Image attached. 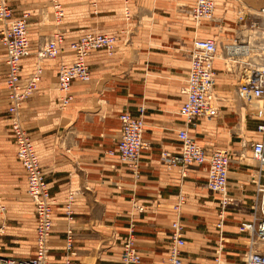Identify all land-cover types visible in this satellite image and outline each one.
I'll list each match as a JSON object with an SVG mask.
<instances>
[{"label":"crops","instance_id":"crops-1","mask_svg":"<svg viewBox=\"0 0 264 264\" xmlns=\"http://www.w3.org/2000/svg\"><path fill=\"white\" fill-rule=\"evenodd\" d=\"M85 1L81 5L76 0H61L64 10L61 24L65 34L62 54L40 61L43 76L38 89L23 101L19 114L38 153L50 195L55 200L49 240L51 264H62L67 258L84 264H119L131 222L135 226V243L141 256L138 264H166L171 222L175 218L173 205L180 191L185 196L180 214L185 238L184 264H216L219 250L221 264H242L241 255L247 243L237 227L250 218L246 208L254 195L251 176L257 170L246 141L256 140L259 135L255 129L257 120L248 116L255 110L253 102L238 98V83L233 74L222 68L226 60L223 56L214 62L218 115L210 119L197 117L188 124L189 133L207 154L221 148L227 150L230 158L228 194L233 202L226 208L222 234L216 227L219 196L213 199L205 186L206 166L190 164L183 177L178 167L168 168L160 157L161 150L173 153L180 150L176 133L185 126L184 118L178 113L183 99L180 90L185 84L193 40L195 37L216 38V34L210 31L205 35L206 32L199 31L190 15L178 11L173 0H154V11L145 10L147 18L150 16V22H153L152 31L148 19L140 20L139 40L146 43V47L139 50L136 60L127 69L125 67L127 72L123 77L117 75L114 81L104 83L105 89L100 94L104 101L102 105H96L92 90V87L94 90L100 87L95 86L97 81L86 84L75 80L71 87L73 99L61 110L57 68L61 62L70 64L74 59L67 43L87 31L113 34L87 28L101 18L116 17V13H105L117 12L118 7L124 14V0H98L97 13H93L89 0ZM131 1L128 0L130 10L133 8ZM214 1L216 11L217 2ZM244 1L252 2L237 0L235 7L241 3L249 6ZM260 1L262 5L263 1ZM9 3L13 17L25 12L29 14L30 56L20 61V75L24 79L34 70L38 59L36 50L52 35L53 10L49 3L52 21H45V18L41 20V14L48 10L43 6L46 2L9 0ZM228 3L232 5L233 1L228 0ZM223 10L224 13L226 9ZM228 15L222 17L225 18L221 23L223 28L234 23L233 17ZM199 32L203 34L199 35ZM107 58L104 50L90 53L87 62L91 76L113 68L108 65ZM227 61L231 63L232 59ZM6 69L4 59L0 60V197L6 207V218L0 220V225H6L0 253L22 259L34 253L30 254L35 249V213L26 191V177L16 156L14 137L8 132ZM140 107H144V138L149 147L143 151L140 173L134 177L117 156L107 152L115 148L120 136L118 114L128 111L139 116ZM71 190L75 195L72 219L69 220L65 215V204ZM134 202L143 210L134 209ZM69 226L73 233V255L65 250Z\"/></svg>","mask_w":264,"mask_h":264},{"label":"built area","instance_id":"built-area-1","mask_svg":"<svg viewBox=\"0 0 264 264\" xmlns=\"http://www.w3.org/2000/svg\"><path fill=\"white\" fill-rule=\"evenodd\" d=\"M54 12L55 26H58L64 16L61 0H49ZM260 7L253 9L245 5L238 10L239 27L250 31L240 39L235 38L233 46L236 51L232 54L235 62L241 63L240 79L237 85V96L243 101H252L255 107L249 117L257 120L256 132L259 138L248 139L246 142L251 150L252 158L257 163V170L251 176L254 183V195L248 206L249 219L242 221L237 231L246 238V249L241 255L242 264H264V0ZM93 13L98 11V0H89ZM248 8V9H247ZM126 19L130 18L128 0H124ZM214 0H193L189 15L197 25L201 20L214 18ZM27 12L13 17L9 0H0V41L5 50L6 64L5 88L8 99L7 115L10 120V130L14 137L16 156L20 162L27 185V194L32 201L35 213V249L28 258L17 259L0 253V264H51L49 255V240L53 227V204L55 200L50 195L43 167L38 153L27 128L23 125L19 114L20 107L27 98L38 89V83L43 76V59L58 57L65 43V34L61 29H55L52 35L43 43L37 52L38 61L33 72L26 78H21L20 61L30 54L28 37ZM116 37L112 34L87 31L77 39L67 43L66 47L74 53L70 64L61 62L57 68V87L61 92L60 105L67 106L73 99L71 92L75 80L87 82L91 78L87 58L94 50H104L107 54L114 51ZM214 37H195L189 50V67L185 84L181 87L182 103L178 113L184 118V128L177 130L180 150L173 153L161 150L160 157L168 168L178 167L184 177L185 169L190 164L206 166L205 186L212 195H218V221L216 227L222 234L225 223V211L233 198L228 194V174L230 158L226 149L216 148L207 154L188 131V124L197 117L213 118L219 113L218 94L216 91L215 57L218 44ZM228 56V49L226 48ZM251 55L255 57L251 59ZM229 57V56H228ZM241 59V60H240ZM140 115L133 116L128 111L118 114L120 136L115 142V148L108 150L111 156H117L120 163L129 169L134 177L140 173V162L143 151L149 147L144 138L145 123L143 121L144 107L139 108ZM75 192H68L65 204V215L72 219L73 198ZM185 196L180 191L173 205L175 218L171 222L170 246L166 256V264H184L182 249L185 245L183 225L180 221L181 207ZM159 205V203H157ZM134 208L142 211L143 207L133 204ZM5 204L0 197V213L4 212ZM0 226V250L1 232ZM73 233L69 226L66 230L65 250L73 255ZM221 250L215 257L216 264H221ZM141 256L135 243V226L128 225L126 238L120 252L119 264H138ZM62 264H84L79 260L67 258Z\"/></svg>","mask_w":264,"mask_h":264},{"label":"rangeland","instance_id":"rangeland-1","mask_svg":"<svg viewBox=\"0 0 264 264\" xmlns=\"http://www.w3.org/2000/svg\"><path fill=\"white\" fill-rule=\"evenodd\" d=\"M42 1L46 2L43 6H47L48 10H47V12H45V13L43 12L41 14V20H43L45 18V21H52L51 14L48 13V11H51V8L49 5L50 1L49 0H42ZM153 1L154 0H132L131 3L133 4V8L131 10L129 9V12H130V18L129 19H126V17H125V10H124V14H123L122 9L121 8L119 9V7H118L117 12L116 11L115 12L110 11L108 13H105V15H111V14L116 13V15H117L116 17L101 18L97 23L94 24V26L87 28V29L98 30V31H109V32L113 33L112 35H114L116 37L114 51L111 54L106 53V55L108 56V58H107L108 65L113 66V68H111V69L109 68V70H107V71L100 70L99 71L100 73H98L96 76L92 75L90 80L85 82L86 84H89L91 82H94V80H95V81H97V84H95V86L96 85L100 86V87L94 86L95 90L92 87V90L94 92V99L97 100V102H95L96 105L99 103H100L99 105H102V103L104 102L103 100H101V96H100V94H102L104 89H105L104 83L106 81L107 82L114 81V79L117 77V75L123 77L124 74L127 72L126 71L127 66H129V64H131L132 62H134L136 60L135 56L137 55L139 50L142 47H146L145 46L146 43L142 44L141 41L139 40V35L141 32V27H142L140 20L143 19V22H144L146 19H148L149 25H151L150 31H152L153 22H150L151 21L150 16H149V18H147L146 14H145V10L148 9L147 11L151 12V13L154 11V7L152 6V4L154 5ZM227 1L228 0H216L217 5H216V11L214 13V18L212 20H207V21L205 20L202 22L200 21L197 24V28L199 31H203V33L206 32L205 35H208L207 33H209L210 31L216 34L215 35L216 39L219 42L218 43L219 45H218L217 59L218 58L222 59V56L224 57V59H226L222 65V68L226 71V73L233 74L232 77H234L236 83H238L239 79H240V77H239L240 71H241V69H243V66H241L242 64L241 63L239 64V62H235L236 59H232L231 63H230V61L229 62L227 61L228 56L226 54L225 44L233 42L234 39L237 37L242 39V37H244L245 35L251 34V32L246 31V30H242V28L239 27V21L237 19L238 10L245 8V5L241 3V4H239L240 6L235 7L237 0H232L233 1L232 5H229V3L226 4ZM251 1L252 2H249V3L246 1L250 8L252 7L253 9H256V8L260 7V5H261L260 0L259 1L258 0L257 1L251 0ZM76 2L77 3L80 2L79 4L82 5L86 1L85 0H76ZM246 2L244 1V3H246ZM173 3L175 6H177L178 11L189 14L190 5L193 4V0H173ZM122 4L124 5V3H122ZM232 7H234V8H232ZM224 8L226 9V11L223 13ZM52 13H53V22L55 24L54 12L52 11ZM220 13H222V14H220ZM223 15H225V17H226V15H228L227 17L232 16L234 23L229 25L226 28H223L221 26L222 19H225V18H222V17H224ZM55 29H61L63 31L62 24L60 23L58 26L54 25V29L50 33L52 34L55 31ZM203 33L199 32V35H202ZM39 49H40V46L38 47V49L35 52L36 58H38L37 52ZM0 50H1L0 51V60L2 61L4 59V51L5 50H4V47L1 43V41H0ZM250 58L254 59L255 57H253L251 55ZM36 61H38V59H36ZM125 67H126V69H125ZM101 82H103L102 85L100 84ZM67 106L60 107V108H61V110H64V109H66ZM7 117H8V115H7ZM8 119H9V117H8ZM9 123H10V120H9ZM22 123H23V121H22ZM23 125L26 127L25 123H23ZM8 128H9V126H8ZM8 132L11 133V130H8ZM210 195L212 196L213 199L217 196V195H212L211 193H210ZM246 212H248V208H246ZM5 218H6V207H5L4 212L0 213L1 222L4 221ZM2 230L3 231L1 232L2 233L1 238L3 236H5L6 225H3ZM33 250H34V248L32 249V251H30L31 252L30 254H32V252H34ZM0 252H1V250H0ZM28 254H25V255L28 256ZM236 263H239V261L237 259H236Z\"/></svg>","mask_w":264,"mask_h":264},{"label":"bare ground","instance_id":"bare-ground-1","mask_svg":"<svg viewBox=\"0 0 264 264\" xmlns=\"http://www.w3.org/2000/svg\"><path fill=\"white\" fill-rule=\"evenodd\" d=\"M214 12H215V10H214ZM233 44V42H231V43H227V46H226V48L228 49V51H227V53H228V60L229 59H232V54L236 51V47L235 46H233L232 45ZM217 55H218V53H217ZM216 59H217V56L215 57V61H216ZM214 61V62H215ZM15 143V142H14ZM16 147V146H15Z\"/></svg>","mask_w":264,"mask_h":264}]
</instances>
